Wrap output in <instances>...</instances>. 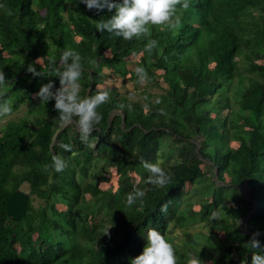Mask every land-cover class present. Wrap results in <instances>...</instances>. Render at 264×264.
I'll return each instance as SVG.
<instances>
[{
  "label": "trees",
  "instance_id": "obj_1",
  "mask_svg": "<svg viewBox=\"0 0 264 264\" xmlns=\"http://www.w3.org/2000/svg\"><path fill=\"white\" fill-rule=\"evenodd\" d=\"M0 4L12 12L0 8L3 99L12 112L28 104L25 116L0 127V264H131L152 228L174 245L178 264L189 253L212 264H252L247 242L254 232L264 242V62L244 59H264V0H189L188 9L178 6V26L170 33L154 26L151 37L131 41L96 31V21L114 13L90 11L80 0ZM149 39L158 42L151 53L144 51ZM66 49L84 58L82 97L96 94L105 67L130 79L144 67L163 91L145 92L143 103L104 87L110 101L98 109L103 119L82 142L75 125L61 128L54 120V100L34 99L43 85L60 86ZM138 55L137 67L129 68ZM39 57L42 75L34 77L27 67ZM54 155L68 163L62 173L44 170ZM162 158L171 182L164 188L145 183L149 173L141 161ZM108 168L120 181L105 193L100 184ZM133 173L141 178L137 185ZM134 187L146 192L142 207L127 206ZM17 190L30 197L25 216L13 220L7 200ZM213 211L219 219H209ZM88 212L98 225L81 241ZM201 221L207 233L189 229ZM219 229L224 238H213Z\"/></svg>",
  "mask_w": 264,
  "mask_h": 264
},
{
  "label": "clouds",
  "instance_id": "obj_2",
  "mask_svg": "<svg viewBox=\"0 0 264 264\" xmlns=\"http://www.w3.org/2000/svg\"><path fill=\"white\" fill-rule=\"evenodd\" d=\"M86 5L88 10H95L100 13L107 9L114 14L108 19L96 21V31L113 34L122 37L125 41L151 37L152 27L160 30L175 29L178 26L176 12L178 6L188 9L189 0H80ZM0 8L5 9L6 14L11 15V10L3 4ZM158 42L149 39L144 51L151 53ZM43 57L37 58L27 67V71L34 77L41 76L37 71L36 64H40ZM84 58L73 49H66L60 56L62 71L57 70L60 86L55 87L53 83L45 84L41 87L34 99L46 104L55 101L54 109L58 112V117L54 120L59 127L67 128L75 125L80 132V139L87 143L92 132L103 119L98 109L110 101V92L104 89L103 85H97L95 95L82 97L80 81L84 73ZM95 63V61H91ZM138 83L144 84L149 80L148 73L144 67L136 68ZM7 84L6 73L0 71V118L11 115L12 107L9 100L3 99V89ZM131 107V105H129ZM65 151H71L68 144L60 145ZM143 167L148 171L149 176L145 183L155 187L164 188L171 182V176L163 167L157 163L141 161ZM68 167L67 161L58 155L52 157V164L45 165L44 170L50 169L56 173H62ZM146 192L140 187H134L133 191L126 196L127 206L131 207L137 203L142 207ZM168 205L161 206L160 211L167 212ZM210 220L219 219L218 211H213ZM109 234V229L105 235ZM260 233L254 232L247 242L252 250V264H264V242L259 239ZM131 264H178L174 245L169 242L164 234L152 228L147 233V243L142 253L131 260ZM186 264H204L199 256L189 253Z\"/></svg>",
  "mask_w": 264,
  "mask_h": 264
},
{
  "label": "rangeland",
  "instance_id": "obj_3",
  "mask_svg": "<svg viewBox=\"0 0 264 264\" xmlns=\"http://www.w3.org/2000/svg\"><path fill=\"white\" fill-rule=\"evenodd\" d=\"M160 30V29H159ZM171 29L165 28L164 30H160V33H170ZM140 55L138 56H131L130 60H129V64L128 67L129 68H136L137 67V60H139ZM244 61L246 63L248 62H255V61H260V62H264V59H257L255 57H245ZM210 65H213V62H210ZM109 70L108 68H104L102 70V73H98L100 76H103L104 80L102 82L103 87H110V88H116L118 89L123 95L129 97L130 99H132L133 101H141L143 103H146L145 101V92H149L152 94L158 93V92H162L163 90L161 88H159L158 86L153 85V82H149V84L144 83V84H140L138 83V78L137 79H130V74H127L125 77L119 75V74H115ZM160 81L162 83L163 87H167V85L162 81V79L160 78ZM152 99H155L152 96ZM27 109H28V104L27 103H23L22 106L13 111L11 113L10 116L3 118V120L0 122V127L3 125V123L6 122V120L8 119H19L23 116H25L27 114ZM228 110L226 109L224 111L227 112ZM0 133H1V129H0ZM234 143H236L234 141ZM165 159H160L159 160V164L162 166V162ZM204 168V164L202 165ZM105 174L107 175L108 179L101 182L100 186L104 189L105 193H108L110 190H114L117 189L119 186V181H120V176L118 174H116V170L115 168H108L105 171ZM134 178L135 181V185L139 184L141 182V178L136 175L135 173H133L131 175ZM21 189L24 191L28 192V188L26 187V185H22ZM186 190H189V188L187 187ZM194 189L191 190V192H193ZM244 197L245 198H249L247 193H244ZM90 199V195H86L85 196V201H89ZM37 200L35 201V203L38 204ZM201 203H205V199H202L201 202L195 203L194 205V209L199 210L200 209V205ZM234 204V202L229 201L228 205ZM59 208L64 209V205L63 204H59L58 205ZM90 211V210H88ZM89 214V212H88ZM90 220L87 224H83L81 226H79V232H80V236H81V241L84 240L85 237H87V235L89 233H93L95 231V229L97 228L98 225V219L94 216V215H90ZM242 221V219L240 220ZM191 231H198V232H205L207 233L209 231V228L206 224L205 221H201L198 223L193 224L190 228ZM225 233L222 230H217V234L213 235V238L215 239H221L224 238ZM203 262H205L206 264H212L213 259L206 257V259L202 260Z\"/></svg>",
  "mask_w": 264,
  "mask_h": 264
},
{
  "label": "water",
  "instance_id": "obj_4",
  "mask_svg": "<svg viewBox=\"0 0 264 264\" xmlns=\"http://www.w3.org/2000/svg\"><path fill=\"white\" fill-rule=\"evenodd\" d=\"M28 193L17 190L7 200V213L13 220H19L25 216L29 202Z\"/></svg>",
  "mask_w": 264,
  "mask_h": 264
}]
</instances>
